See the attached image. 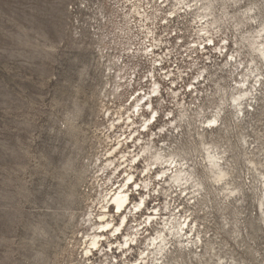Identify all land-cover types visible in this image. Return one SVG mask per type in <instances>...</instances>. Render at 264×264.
Returning <instances> with one entry per match:
<instances>
[{
	"label": "rangeland",
	"instance_id": "rangeland-1",
	"mask_svg": "<svg viewBox=\"0 0 264 264\" xmlns=\"http://www.w3.org/2000/svg\"><path fill=\"white\" fill-rule=\"evenodd\" d=\"M129 1L143 11V1ZM190 1L194 3H186ZM238 1L215 3L213 16L219 24L210 27L214 43L202 46L197 42L208 38L198 35L197 16L186 6L170 0L159 12L161 20L179 10L180 18L168 26L159 21V31H166L163 39L170 38L165 37L170 31L174 43V34L180 36L182 30L184 43L195 44L192 51L199 55L182 56L180 64L190 67L191 74L173 85L177 98L160 82L163 98H154L157 122L141 138L145 145L157 134L155 145L186 159L203 189L171 187L157 180L159 170L150 176L151 191L136 189L134 182L141 183L146 167L137 162L128 187L130 207L141 196L147 199L137 222L130 217L123 234L140 225L143 237L134 242L133 251L123 254L114 247L112 254L109 242L102 241L109 255L95 250L86 257L103 197L127 182L125 170L115 173L114 167H105L108 153L118 141L126 151L142 152L138 142L127 140L142 119H134L136 126L126 122L136 91L151 90L148 81L136 80L144 78L152 64H142L137 71L140 61L129 49L140 46L134 32L137 19L125 0H0V264L140 263V249H146L147 236L155 234V227L145 223L149 209L188 217L199 231L196 238L190 235L197 246L172 249L166 264H264V66L243 40L262 29L264 0ZM248 8L254 10V21L243 15ZM231 54L240 55L237 63H231ZM257 67L255 74L262 76L254 82L257 92L244 116L238 120L235 111L226 109L222 126L199 137L200 122L227 105L247 69ZM122 77L133 84L121 97L116 92ZM191 83L195 91L186 89ZM170 112L178 124L187 113L188 124L174 130ZM145 115L150 118L152 112ZM202 143L224 158L228 175L220 184L206 167ZM122 219L116 216V223ZM123 239L116 235L110 242Z\"/></svg>",
	"mask_w": 264,
	"mask_h": 264
},
{
	"label": "bare ground",
	"instance_id": "bare-ground-1",
	"mask_svg": "<svg viewBox=\"0 0 264 264\" xmlns=\"http://www.w3.org/2000/svg\"><path fill=\"white\" fill-rule=\"evenodd\" d=\"M218 1L219 0H194V3L192 4L193 1L186 3V0H176L177 5L183 7L186 6L188 12H192L197 16L196 24L198 25L199 29L198 35L202 34L203 37L205 36L206 38H208L206 40L200 39L202 42H200L199 46H202V44L208 42L211 44L214 43V39L213 37H211L212 34L210 27L219 24V20L213 16V7ZM223 1L225 4L229 2L235 5L239 2L238 0ZM140 9L141 8L137 5L134 6V10L138 14V16L143 17L141 16V13L138 12V10ZM187 11L185 10L184 13ZM253 11V8H248L243 13L247 21L255 20ZM226 14L229 13L226 12ZM129 30L131 31V28H129ZM243 40L247 43L249 49L257 54L258 58L264 66V25L262 26V29L257 32H250L248 37H243ZM202 49H205V46L202 47ZM131 52L135 54L133 50ZM238 57H240V55ZM238 57H235L233 54H231V63H237ZM259 71L260 69L258 67L256 71L252 68L247 69V74H245L242 83H236V93L231 94L229 103L227 105L224 104L223 108L217 111V113H215L211 118L204 119V121L200 122L202 126L200 127V129L202 128V131H199V137L203 138L205 131H212L222 126L224 115L226 114V109L235 111L238 120H240L241 117L244 116L247 106H249L250 101L254 99V91L257 92V85H254V82H260V80H258V77L262 76V74H255V72ZM201 77L203 76H200L198 78V81L202 79ZM125 79H123L119 83L116 92V94H119V96L121 97L123 90L128 89L133 84L132 80ZM252 79L253 81H251ZM203 80L206 81V78H204ZM194 86L195 84L191 83L188 86V91L190 89L191 91H195ZM150 89L151 90L149 91V93H147L145 90H142V92L136 91V95H133L134 98L131 102L132 107L130 110L132 111H130L126 121L131 126H136L138 125V122H135L134 119H142L140 129L134 130L131 133L129 139H127L129 140L128 142H138V144L142 146V152L136 154L135 151H126L124 148L125 144H121V142L118 141V144L114 145L111 151L108 153L105 167H107V170H110L112 167H114L113 170H115V173L119 172L121 169L123 171L125 170V179L127 180V182L120 184L114 191L103 197L102 210L97 218H95L94 226H96V231L90 238L89 247L86 248V257L92 255L95 250L101 251V254L107 257L109 253L107 254L106 249H104L103 245H101L102 241L109 242V248L112 249V254H114V247L118 248L119 252H123V254L127 251H133L134 249H132V245L134 244V242L137 241V238L140 237L141 234L143 237L144 234L140 233L141 231H139L138 229V227H141L140 225L135 227L131 226V228L129 229L130 232L123 234V227L130 217H132L133 222H137L136 215L145 208V200L147 199V197L143 198V196H141L140 201L133 203V205L130 207L132 203L130 202V188L128 187L129 185L133 184L136 177V167L138 165L137 162L141 163L143 161L146 164V167L142 172L144 177L143 180H141V183H137V181L134 182V185H136V189L141 190L143 187L144 189H150L151 191L152 181L150 176L154 174L153 171L155 172V170H159L155 173L157 180H164L165 184H168L171 187L175 185L178 188L183 189L184 191L193 188H195L196 190V187H202L199 179L198 181L196 180L195 172L194 170H192V168L189 167L186 159H178L179 156L175 153L167 154L164 148H159L155 145L157 134L153 133L154 137L151 138V142L143 145V139L141 138V136L143 135V133L147 131L150 132L152 130L151 126H154L159 116V109L154 107V98H160L162 96V84L159 81H155V83L153 84L150 83ZM170 91L171 95H173V98L178 97L176 90L170 88ZM145 111H151L152 116L150 118L147 117L145 115ZM170 114L171 115L168 117V121H170V127H173L174 130L181 128V123L188 124L189 117L187 113L183 112L181 114L179 124L177 120L174 121L172 112H170ZM122 121L124 120L121 116L120 123H122ZM111 129H116L115 123H112ZM164 132L169 131L161 129L160 133ZM202 145L205 152L204 160L207 164L206 167L210 171L211 176L214 177L215 182L217 184H220L228 175L223 168L224 158L221 153L215 151V147L207 145L205 143H202ZM130 156L131 159H129ZM116 162H118V164L115 165ZM113 208L116 210L115 212L114 210L112 211ZM112 212L115 214H112ZM118 215L123 217L121 224L116 223V216ZM93 217L94 215L93 213H91V222L94 221ZM145 219L146 225L150 224L152 227H155V234L149 235V237L147 236L146 249L142 250L139 248L141 250V259L140 263L136 261V263L138 262L137 264H166L169 261L170 255L173 254L172 249L185 250L189 247V244H192L193 247L195 245L197 246L195 238L196 235L199 236V231L196 230L197 228L195 229V226H193L194 222L190 221L188 217L172 214V212L171 215L164 216V214H162L158 209H149V214H147V217ZM110 233L112 234L110 235ZM192 233H194L193 236H195V238H192L193 236L190 237ZM116 235H123L124 239L117 241V243L110 242V238ZM186 243L188 244L187 246H185ZM124 264L128 263L125 262Z\"/></svg>",
	"mask_w": 264,
	"mask_h": 264
},
{
	"label": "built area",
	"instance_id": "built-area-1",
	"mask_svg": "<svg viewBox=\"0 0 264 264\" xmlns=\"http://www.w3.org/2000/svg\"><path fill=\"white\" fill-rule=\"evenodd\" d=\"M125 2L127 4H131L129 12L133 15V17H135V19H137V23L134 24L136 25L134 32H137V34L135 35H137V40L139 41L140 46L138 47V49H136L134 45L129 47V49H132L134 51L136 61H140L136 70L139 71L142 64H152V69L145 73L144 78L142 77V79L140 78L139 80H136L137 75H134L133 77L135 78V80H143L144 82L148 81V83L152 84L155 83V81H159L163 83V85L167 83L170 88H175L179 83H183L185 79L189 77L191 71L190 67L182 66L180 64V61L183 58L182 56H184L187 52L190 53L186 55L187 58H198L197 55L199 54L193 53L192 51V49H195V47H193L195 44L187 47V45L183 41V38L181 37L182 30L180 29V36L174 34V36L176 37V41L174 43H172V41L170 40L173 38L170 31L165 35V37L169 36L170 38L163 39L162 34L166 31L160 32L158 27L159 21L161 25L168 26L171 21L180 18L182 14H180L178 11H173L164 14L165 17L159 20L160 10L168 7V3L170 2V0H141L142 5L144 4L142 6L143 11H141L143 17H138L136 12L134 13L133 6L137 5L138 7H141L139 6L140 4H133L129 0H125ZM199 44L200 42H197V46H199ZM184 48H186V50L182 51ZM202 50L203 49H200V53L203 52ZM177 52L179 53L178 55H181L180 57H178V55H175V53ZM194 54L197 55L193 57ZM199 74H201V72H199ZM188 88L189 87H187L186 89Z\"/></svg>",
	"mask_w": 264,
	"mask_h": 264
}]
</instances>
